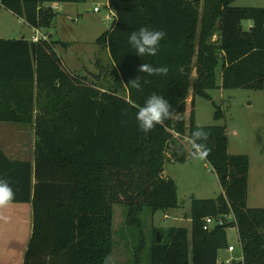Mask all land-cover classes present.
I'll use <instances>...</instances> for the list:
<instances>
[{"label": "trees", "instance_id": "trees-1", "mask_svg": "<svg viewBox=\"0 0 264 264\" xmlns=\"http://www.w3.org/2000/svg\"><path fill=\"white\" fill-rule=\"evenodd\" d=\"M84 1L0 0V6L30 28L44 29L57 13L51 4ZM234 1L107 0L115 18L96 39L110 59L106 86L67 71L50 37L0 38V121L33 124L35 135L32 161L12 159L0 148V180L14 192L9 202L31 206L22 264H103L113 252V205L124 206L126 224L133 226H140L143 207L154 213L178 206L164 165L185 162L183 139L190 141L201 127L210 149L204 158L221 191L190 199L189 227L152 229L149 264H219L232 224L205 230L203 219L229 212L241 246L234 264H264V207L247 205L249 158L228 152L224 126L194 121L195 95L210 99L215 88H264V7ZM243 20L252 22L246 30ZM141 26L166 33L155 56L140 57L128 45V35ZM143 63L168 71L141 72ZM154 93L169 100L174 115L144 133L135 115ZM214 107V118H221Z\"/></svg>", "mask_w": 264, "mask_h": 264}, {"label": "rangeland", "instance_id": "rangeland-1", "mask_svg": "<svg viewBox=\"0 0 264 264\" xmlns=\"http://www.w3.org/2000/svg\"><path fill=\"white\" fill-rule=\"evenodd\" d=\"M106 4L107 0L59 4L55 9L57 13L52 24L48 28L39 29L40 37H50L58 42L55 45V51L67 71L77 76L86 75L102 86H106V81L109 83V76L106 73L109 70L107 67L110 65L108 64L110 59L106 48L99 46L96 39L108 30L111 24L104 19L107 12ZM233 5L264 7V0H235ZM95 6H99L100 11H93ZM248 22L249 20L241 22L243 29H248ZM23 35L30 40L32 29L21 18L0 6V38L19 39ZM63 42L67 45H62ZM89 73L96 74V78H92ZM217 75V83H219V70ZM208 93L210 99L199 95L194 97L195 124L225 127L229 143L228 152L245 154L249 158L247 205L264 207V88L256 90L215 88ZM192 98L193 94L190 93L185 109L186 121H188ZM214 105L219 106L223 113L219 119L213 116ZM33 144L32 126L24 130L0 127V147L5 154L10 155V158L13 156L30 158ZM183 145L187 152L185 162L166 161L164 165L168 177H171L176 184L178 202L176 208L159 209L152 213L149 208L143 207L139 216L140 226H133L126 224L124 206L113 205L112 257L115 264H149L152 229L155 227L166 230L172 226L189 227L190 219L186 217V214L189 210L190 198H213L220 193L217 176L209 163L205 158L193 156L190 149L192 144L187 138L183 139ZM165 214L169 217H164ZM209 225L212 226V223ZM6 228V231L11 234L16 226L9 224ZM226 234L228 245L234 247L231 256L239 260L241 246L236 228L228 227ZM226 253V249L219 250L218 263Z\"/></svg>", "mask_w": 264, "mask_h": 264}, {"label": "clouds", "instance_id": "clouds-1", "mask_svg": "<svg viewBox=\"0 0 264 264\" xmlns=\"http://www.w3.org/2000/svg\"><path fill=\"white\" fill-rule=\"evenodd\" d=\"M166 33L161 29H154L148 26H141L131 31L128 35V45L134 52L143 57L145 55L155 56L159 50L160 43ZM139 71L148 74H166L167 67H153L150 64L143 63L139 66ZM133 86L139 88L138 81H133ZM174 115L172 104L164 96L159 94L150 95L143 106H141L135 115L138 128L144 133L150 132L158 124L171 119ZM182 118L177 114V119ZM208 139V133L201 127L192 132L191 144L193 156L204 158L210 152L205 143ZM14 198V192L7 181L0 180V205H4ZM103 264H115L114 258L108 255L104 258Z\"/></svg>", "mask_w": 264, "mask_h": 264}, {"label": "crops", "instance_id": "crops-1", "mask_svg": "<svg viewBox=\"0 0 264 264\" xmlns=\"http://www.w3.org/2000/svg\"><path fill=\"white\" fill-rule=\"evenodd\" d=\"M59 4L62 3H57L56 8ZM251 24L252 22L249 20L247 27L249 28ZM22 37H24V35ZM0 122L2 123L0 124V127L8 128V129L18 128L24 130L28 126L33 127V124H23V123H14V122H5V121H0ZM33 136L35 142L34 129H33ZM228 144L229 143L227 141V149H228ZM33 152H34V144H33L31 157L30 158L22 157V158H26L27 160L32 161ZM7 155L10 157L9 154ZM22 158L16 156L12 157V159L26 160ZM163 175L168 176L165 170H163ZM9 224L16 226L15 231L12 232L11 234H9L6 231L7 229L6 227ZM31 226H32V212L29 203L8 202L4 205H0V264H22L24 253L31 233ZM226 251L227 253L221 259L219 264H221L225 259L232 257L231 253L234 252V250L231 252L226 249Z\"/></svg>", "mask_w": 264, "mask_h": 264}, {"label": "built area", "instance_id": "built-area-1", "mask_svg": "<svg viewBox=\"0 0 264 264\" xmlns=\"http://www.w3.org/2000/svg\"><path fill=\"white\" fill-rule=\"evenodd\" d=\"M51 6L53 9H56V3L51 4ZM105 9L107 12L104 16V19L112 22L115 18L114 11L112 9H110V7L108 6V3L106 4ZM93 11H96V12L100 11V7L95 6L93 8ZM40 38H46V36L40 37L39 36V29L32 28V35L29 38L30 41L37 42ZM164 217H169V215L165 214ZM235 222H236V218L232 212H229L226 214H219L215 217L207 216L203 219V229L208 230L211 227L209 225L210 223H212V225L213 224H219V225L232 224L231 227H234ZM227 250L232 252L234 250V247L232 245H229ZM240 259H241V256H239V260ZM236 261H238L237 258L229 257V258L225 259L221 264H234Z\"/></svg>", "mask_w": 264, "mask_h": 264}, {"label": "water", "instance_id": "water-1", "mask_svg": "<svg viewBox=\"0 0 264 264\" xmlns=\"http://www.w3.org/2000/svg\"><path fill=\"white\" fill-rule=\"evenodd\" d=\"M23 38V37H22ZM89 75L92 77V78H96V74H94V73H89ZM156 238H157V240H160V237H159V235L158 234H156Z\"/></svg>", "mask_w": 264, "mask_h": 264}]
</instances>
